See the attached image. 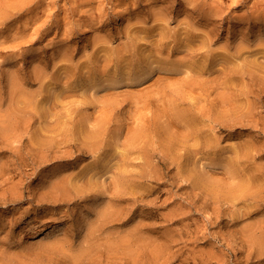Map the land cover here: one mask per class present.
Wrapping results in <instances>:
<instances>
[{
	"label": "rangeland",
	"instance_id": "obj_1",
	"mask_svg": "<svg viewBox=\"0 0 264 264\" xmlns=\"http://www.w3.org/2000/svg\"><path fill=\"white\" fill-rule=\"evenodd\" d=\"M252 1L240 0L232 4L231 0H27L24 4L33 3V9L28 6L26 10L27 6H23V13L20 6L24 4L17 0L0 1V9L5 7V12L15 8L6 9L7 3L13 6L17 2L16 7L19 8H15L18 13L15 10L9 14L4 12L8 15L6 17L2 16L4 13L0 14V126L12 133H5L10 136L8 139L14 140L9 142L21 148L15 147L14 151V146L4 141L2 132L5 129L1 127L3 143H7L2 145L5 156L1 155L0 159V181L4 178L9 180L1 181L0 189L5 185V188L8 187L4 188L5 192L11 190L9 186L18 185L19 176L23 177L21 180L25 178L24 186L23 181L18 185L24 188L23 191L21 186L22 192L16 188L23 193L22 196L25 195L22 197L17 192L20 200L17 197L13 200L14 192L11 195V191H0L3 193L0 194V264H264V241L261 243L264 240V53L263 57L260 52L254 54L261 49L255 44L261 41L263 45H260L264 47V18L252 22L248 12L253 7ZM217 2L224 6V18L222 20L220 15L215 20H222V23L206 27L198 13H194L195 7L208 10ZM151 7L160 9V12L156 15ZM188 10L193 14H188ZM153 13L156 17L163 15L160 17L162 22L165 15L170 17L164 23L169 24L172 32L163 25L170 34L168 36L164 31L165 39L168 36L170 40H165V44L161 40L159 44V52L163 56L151 46H159L157 39L164 37L160 25L156 28L154 24L152 26L151 20L155 23L158 18H152ZM246 14H249L248 17ZM137 15L141 19L148 17L144 19L147 23H144L149 29L153 27L150 32L145 24L139 26L137 23L142 31L146 29L147 38L137 25L133 27L129 23L138 22ZM239 15L245 19L241 20ZM177 18H180V24L187 22L211 31L213 41L200 51L198 42L202 38L192 46L187 44L189 24L180 25ZM141 19L139 22L142 23ZM95 21L99 23L93 25ZM126 27H132L131 33L128 30L130 34L133 29H136L134 32L140 30L138 37L143 35L147 40L143 37L137 39L146 42H135L133 36L136 38L137 35H129L131 39L125 34ZM154 28L160 29V37ZM177 32L182 35V40L185 39L184 43ZM197 33H202V30ZM94 35L96 41L93 40ZM104 35L109 36L106 38L108 45L117 44L122 49L124 44L131 46L132 54L128 51L131 57L127 52L128 59L125 60L130 62L129 66L127 62L125 67L122 62L119 65V59H114V66H110L112 73L106 70L109 68L106 67L109 53L103 57L105 49L101 50L99 46L104 45ZM174 35L179 37L176 42ZM94 42L96 49L91 46ZM240 42H246L247 48L251 45V50L242 46L246 51L242 52L244 56L239 55V59L234 54L238 55L236 47ZM99 47L102 52L97 49ZM190 47L194 48H191L193 52H190ZM117 48H112V51L115 53ZM197 48L198 52L195 51ZM60 49L64 55L67 53L70 56L60 55ZM136 51L141 54L142 61L147 60L148 65L149 59H153L150 65L155 73L151 70L148 78L128 83L126 77L121 79L120 76L124 70L137 67L130 66L142 63L137 61L139 56L135 55L139 54ZM201 51H208L209 57L198 54ZM72 52L73 55L70 54ZM117 52L121 54V50ZM54 54H57L56 57ZM116 54L115 57H118ZM159 56L171 63L168 67L170 63L163 62L167 68L171 66V71L165 69L166 66L164 71L161 67V71L156 68L160 72L153 69V62ZM178 56L190 65L185 63L184 66ZM62 57L67 58L63 59L67 60V63L63 62L65 65H72L67 67V74L62 73L66 69L60 70L65 66L61 63ZM235 58L242 63L247 62L242 64L243 67L255 68L253 72L252 67L246 68L250 69L251 76L243 77L244 80L240 79L241 76L234 78L231 69L238 66L233 63L239 62ZM172 62L176 63L178 70L173 68ZM147 63L141 66L145 67ZM73 64L77 66L76 71ZM139 66L137 69L141 68ZM200 67L204 69L202 74L199 73ZM42 69L55 79H60V70L67 80L65 77L55 80L50 76L47 78V75L44 83L46 74L42 75ZM69 69L73 71L68 74ZM54 72H59L57 77ZM39 74L42 80L37 76ZM115 77H119V81L125 80L126 84L104 87L107 79L114 80ZM69 80L70 83H66ZM63 82L69 86H64ZM19 91L23 95L17 94ZM25 96H31L32 100L28 99L31 105L26 99V103L22 100ZM17 98L28 106H22V101ZM15 99L21 106L16 104ZM176 106L183 108L185 114L187 111V115L180 117V109ZM191 122L196 124L193 125L196 129H200H194L196 134L193 136V132L190 135L193 130L189 126ZM201 122H204L203 126ZM94 141L97 144L91 150L95 151L89 152ZM75 145L86 151L77 149ZM86 145L91 146L86 148ZM250 147L251 151L257 149L250 151L254 158L244 156ZM237 157L246 161L244 169L239 167ZM126 158L129 163L135 162V167L134 164L129 166ZM125 159L129 167H123ZM40 164L43 165L40 167ZM260 167L262 170L254 173L262 175L263 184L257 181L260 186H254V193L233 202L234 195L231 193L241 183L250 180L253 173L250 169ZM126 169L131 171L130 177V171ZM17 170L27 176L19 175ZM76 174L86 179L92 177L93 180L88 179V182ZM65 178L74 179L75 184L70 181L67 182L69 185H62L61 181ZM56 181L66 186L64 192L58 187L60 192L65 194L67 186L69 190L74 185V189H78L77 185L84 196H81V191L77 194V191L71 190V194L66 191L68 199L65 196L67 200H64L61 197L64 194L50 186ZM52 192L55 196L61 195V199L56 198L58 202ZM49 193L53 194H50L51 199L42 198ZM39 197L46 202L39 203ZM47 199L51 201L48 203Z\"/></svg>",
	"mask_w": 264,
	"mask_h": 264
},
{
	"label": "bare ground",
	"instance_id": "obj_2",
	"mask_svg": "<svg viewBox=\"0 0 264 264\" xmlns=\"http://www.w3.org/2000/svg\"><path fill=\"white\" fill-rule=\"evenodd\" d=\"M0 1H1V0H0ZM22 1H24V2H22ZM26 1H27V0H26ZM26 1H25V0H21V2H22V3H21V2H19V1L17 0V2L20 3V4H24V3H26ZM41 1H42V0H41ZM41 1L39 0V2H41ZM231 1H232V4L240 2V0H231ZM254 1H255V0L252 1V2H253V4H252L253 7L251 6V7H252V8H250L251 10L248 11L249 14H251L250 16H252V17H250V18H251V20H252L253 23H255V20L258 21V19L260 20V19L264 18V0H256L255 2H254ZM17 2H16V4H17ZM37 2H38V0H37ZM252 2H250V3H252ZM16 4L13 3V6H12V4H8V3H7V4H5V6H6V9H7V7H9L8 10H9V9H13L14 7L17 8V9H19L18 6L16 7ZM27 4H28V5H27ZM27 4H24V5H22V6H20V5L18 4V5L20 6V8L23 9V10L21 9V10H22V13L24 12V9H25L24 7H26V6L28 7V6H30V8H31V5H32L33 3H31V5H30V3L27 2ZM35 4L37 5V3H35ZM191 4H193V3H191ZM8 5H10V6H12V7L10 8V6H8ZM150 5H151V4H150ZM23 6H24V7H23ZM32 6H33V5H32ZM151 6H152V5H151ZM27 7H26V10L29 9V7H28V8H27ZM149 7H150V6H149ZM3 8L5 9V7H3ZM3 8L1 7V9H0V14H1V15L5 12V10L3 11ZM15 8H14L12 11L9 10V12H5V13H6V14H9V13H11V12H14V10H15V12H16L17 9H15ZM37 8H38V6H37ZM151 8L153 9V11H154L155 14L158 13V11L160 12V9H155V7H154V8L151 7ZM151 8H149V9L152 10ZM156 8H157V7H156ZM197 8H199V7H198V6L195 7L194 13H195V14L198 13L197 15H198V17L201 19V21H204V23L202 22L204 26H206V27H210L211 25L214 26L215 24L222 23L221 21H222L223 18H224V17L222 16V13L224 12V11H223V10H224V6H222V3L217 2L215 5H211V6L209 7L208 10H207V9H200V8H199V10H197ZM31 9H33V8H31ZM8 10H7V11H8ZM26 10H25V11H26ZM146 10H147V9H146ZM150 10H149V12H151ZM125 11H127V10H125ZM153 11H152V12H153ZM156 11H157V12H156ZM192 11H193V10H192ZM122 12L125 13L124 11H122ZM149 12H148V13H149ZM188 12H189V10H188ZM5 13H4V15H2L3 17H4V16H5V17L8 16V15H5ZM16 13H18V12H16ZM19 13L22 14L21 12H19ZM154 13H153V14H154ZM190 13L193 14V12H189L188 14H190ZM153 14H152V18H153V16H154L155 18H157V17H158V18L155 19V20H156L155 23H153L154 20H153V21L151 20V22H152V26H153V24H154L155 26H153V27L156 28L158 25H160V27L163 28V29H161V33H162L161 35L164 36V37L161 36L162 38H160V40H159V38H158L157 40H158L159 43H158V42H156V43H158V45L161 44L162 42H163V44H165V43H164L165 40H166V41H169V40H170V37H168V36H170V34H169V31L167 32L166 30H164V29H165L164 27H167V29L170 30V31L172 32V29H171V28L169 29V26H168L169 24L167 25V23H164V21H166L167 15L164 16V17H165V20L163 19L164 17L162 18V19H163V22H162V20L160 21V17H162L163 15H161V16L159 15V16L156 17L157 14H156V15H155V14L153 15ZM161 14H162V11H161ZM249 14H248V15H249ZM140 15L143 16V14H140ZM144 15H145V14H144ZM146 15H147V14H146ZM146 15H145V16H146ZM186 15H187V14H186ZM220 15L222 16V20H221V21H216V20H215L216 16L218 17V16H220ZM246 15H247V14H246ZM248 15H247V17H248ZM2 16H1V17H2ZM91 16H92V15H91ZM147 16H148V15H147ZM178 16H179V15H178ZM187 16H188V15H187ZM221 16H220V17H221ZM134 17H135V16H134ZM137 17H138V15L136 16V18H137ZM148 17H150V16H148ZM148 17H145V18H148ZM238 17H242L241 20H242L243 18L245 19V17H244L243 15H242V16L239 15ZM93 18H94V16H92L91 19L93 20ZM136 18H135V19H136ZM145 18H144V19H145ZM150 18H151V17H150ZM150 18H149V19H150ZM168 18H170V17H168ZM168 18H167V19H168ZM187 18H188V17H187ZM89 19H90V18H89ZM91 19H90V21H91V23H92V20H91ZM130 19H131V18H130ZM138 19L140 20V19H141V16H139V18H137L136 20H138ZM144 19H141V21L143 20L142 23L139 22V20H138V22L132 20V21H134V22H131V21H130L129 23H130V24L132 23V26H133V27H134L135 25H137V23L139 24V26H141V24H145V23H147V22H146L147 20L145 21ZM178 19H180V18H177V20H178ZM213 19H214V20H213ZM239 19H240V18H239ZM239 19H238V20H239ZM253 19H254V21H253ZM95 20H96V19H95ZM168 20H169V19H168ZM241 20H239V21H241ZM262 20H264V19H262ZM99 21H100V20H99ZM99 21H97V22H96V21L93 22V25H94V23H96V24L99 23ZM144 21H145V23H144ZM178 21H179V24H180V20H178ZM151 22H150V23H151ZM156 22H157V24H156ZM167 22H169V21H167ZM170 22H171V21H170ZM181 22H182V20H181ZM260 22H261V21H260ZM129 23H128V24H129ZM158 23H160V24H158ZM182 23H183V24H180V25H185L187 22H182ZM184 23H185V24H184ZM243 23H244V22H243ZM164 24H165V26L163 27ZM188 24H189L190 29H188L189 27L187 28V29H188L187 32L189 33V34H188V39H186L187 44H190V45L192 46V44H194L195 42H198V39H199V38H202V41L198 42V43H200V44H198L200 48H199V50H198V48H197V49L195 50L196 52L200 51L201 48H202V49H203V48H206V47L208 46V44L211 43V42L213 41V40H212L213 38H212V36H211V33H212L211 31H207L206 29H200V28H198L197 26L190 25L191 23H188ZM188 24H186V25L188 26ZM93 25H92V26H93ZM156 25H157V26H156ZM258 25H259V24H258ZM262 25H263V24H262ZM128 26H130V25H128ZM142 26H143V25H142ZM146 26H147V27H146ZM192 26H194V27H192ZM136 27L139 28L138 25H137ZM144 27H146V29H149V28H148V27H149L148 24H147V25L145 24ZM153 27H152V28H153ZM259 27H260V26H259ZM261 27H262V26H261ZM263 27H264V26H263ZM263 27H262V28H263ZM93 28H94V27H93ZM129 28L131 29L132 27H129ZM141 28H142V27H141ZM150 28H151V27H150ZM152 28L149 29L148 31L151 32ZM155 28H154V29H155ZM191 28H192V29H191ZM126 29H127V31H126L127 33L125 32V34L128 35V36H129V35H130V36H131V35L133 36V33H134V35H135V34L137 35V34H139L138 32L141 30V29L139 28L140 30H139L138 32H134V31H136V29H133V30H134L133 33L130 34L132 30L130 31V29H128V27H126ZM142 29H143V28H142ZM146 29H143L144 31L141 30L142 32H144L143 35L145 34V37H146V33H145V32H147ZM154 29H153V31H154ZM95 30H97V29H95ZM128 30H129L130 33L128 32ZM155 30H156V29H155ZM159 30H160V29H159ZM159 30H156V31L159 32V33H157L158 37H160V35H159V34H160V31H159ZM200 30H202V33H197V32H199ZM156 31H155V32H156ZM164 31L166 32V35H168V36H167V39H169V40L165 39V36H166V35H165V32H164ZM261 31H262V30H261ZM142 32H141V35H142ZM150 32H149V33H150ZM155 32H152V33H155ZM178 32H179V31H178ZM178 32H177V33H178ZM101 33H102V31H101ZM103 33H104V32H103ZM128 33H129V34H128ZM147 34H148V33H147ZM150 34H151V33H150ZM155 34H156V33H155ZM155 34H154L153 36H155ZM171 34H174V33H171ZM97 35H98V34H97ZM143 35H142L140 38L138 37V36H140V35H137L136 38H135V36H133L134 39H136L135 42H136L137 40H138L137 43L142 42V41H144V40H147V39H145V37H144ZM157 35H156V36H157ZM175 35H176V32H175ZM175 35H174V36H175ZM179 35H180V39H181L180 41H182V42L184 41V42H185V39L182 40V39H183V38H182V35L178 33V36H179ZM99 36L102 38V34H100ZM104 36H105V35H104ZM130 36H129V37H130ZM132 36H131V37H132ZM147 36H148V35H147ZM149 36H152V35H149ZM153 36H152V37H153ZM107 37L109 38L108 35H107ZM107 37H106V36L104 37L105 41H103V44H104V45L101 44L102 46L99 45V43H98V41H97V44H98L100 47H102L101 50H103V47H104V49H105V51H103V53H104V54L106 53V55H104V54L101 53L102 56H103V57H106V56H108L107 54L109 53V56L106 57V58H107L106 61L109 62V63L107 62L108 64H107L106 67L109 66V68H107L106 70L109 69V72H111V70H110V66H111V65L114 66V65H113V63H114V59H119V60H117V61H118L117 63H118L119 65H121V62H122V64L124 65V67H125V65H127V64H128V66H129V63H130V62L128 63V62L126 61L127 64H125V63H126L125 60H126V58L128 59V54H129V53L131 52V50H132V49H131V46H130L129 44H124V45H123V46H124V47H123L124 49H122V48H120L117 44H115L116 47L113 46L114 44H113V45H111V44L108 45L107 43H109V42H106V40L108 39ZM131 37H130V38H131ZM137 37H138L139 39H141V38L143 37L144 40L140 41L139 39H137ZM152 37H151V38H152ZM175 37H176V36H175ZM95 38H96V36L94 35L93 40H95ZM106 38H107V39H106ZM110 38H111V37H110ZM146 38H147V37H146ZM177 38H179V37H176V38H174L173 40H175V42H176V39H177ZM111 39H112V38H111ZM111 39H109V40L111 41ZM131 39H132V38H131ZM131 39H128V40H131ZM171 39H172V35H171ZM248 39H250V38H248ZM263 39H264V38H263ZM263 39H262V41H263ZM98 40L101 41V39H98ZM113 40H114V39H113ZM115 40H116V39H115ZM152 40L154 41L153 38H152ZM161 40H162V42H160ZM211 40H212V41H211ZM259 40H260V39H259ZM95 41H96V40H95ZM107 41H108V40H107ZM153 41H152V42H153ZM249 41H250V40H249ZM104 42H106V43H104ZM144 42H146V41H144ZM173 42H174V41H173ZM184 42H183V43H184ZM258 42H259V41H257V43H258ZM263 42H264V41H263ZM95 43H96V42L92 43L93 45H91V46H93V48L96 49L97 44L95 45ZM100 43H102V42H100ZM110 43H112V42H110ZM113 43H114V42H113ZM153 43H154V42H153ZM241 43H242V42H240V44L235 43V46H236V44H237L239 47H238V48L236 47V50H238V51H236V52L238 53V55H235V54H234V57H237V56H238V58H239V55L244 56V54H243L242 52H243L244 50L246 51V49L249 50L250 47H251V45H250V47L247 48V47L245 46V43H246V42L242 43L243 45H241ZM261 43H262V42L260 41V44H261ZM105 44L108 45V46H106L107 48H105ZM166 44H167V42H166ZM170 44H171V43H168V45H170ZM260 44H259V43H258V44H255V46L258 45L257 47H258V48H261V49L258 50V51H256L254 54L256 55L257 52H260V55H262V57H263V53H264V49H263V48H264V47H261V45H263V43H262L261 45H260ZM94 45H95V47H94ZM125 45H127V47L130 46V47H129L130 49H129V48L126 49V52L124 51V50H125V47H126ZM190 45H189V46H190ZM111 46H113L112 48H117V46H118L119 50H118V48L115 49L116 52L114 53V52L112 51V48H109V47H111ZM120 46H121V44H120ZM151 46H153L154 48H156L157 53H159L158 55H160V54L162 55V53L159 52V51H161V50H159V49H160V45H159V46H157V45L154 46V45L151 44ZM161 46H162V45H161ZM179 46H180V45H179ZM242 46H243V47L245 46L246 49L244 48V50H243ZM259 46H260V47H259ZM100 47L97 48V49L100 50ZM121 47H122V46H121ZM127 47H126V48H127ZM135 47H137V46H135ZM240 47H241L242 49H240ZM61 48L64 49L63 47H61ZM108 48L111 49V50H109ZM157 48H158V49H157ZM191 48H192L193 50H194V48H193V47H190V48H189V49H190V52H193V50H192ZM65 49H66V48H65ZM65 49H64V50H65ZM106 49H107V50H106ZM135 49H136V48H134V50H135ZM179 49H181V47H180ZM101 50H100V52H102ZM108 50H109V51H108ZM113 50H114V49H113ZM120 50H121V52H120ZM129 50H130V52H128ZM154 50H155V49H154ZM197 50H198V51H197ZM250 50H251V49H250ZM58 51L60 52V51H62V50L60 49V50H58ZM58 51H57V52H58ZM106 51H107V52H106ZM117 51H119L122 55L119 54ZM59 52H58V53H59ZM65 52H67V50H65ZM100 52H99V53H100ZM111 52H112V53H111ZM123 52H125L126 54H127V52H128L127 56H126V54L123 53ZM136 52H137V51H136ZM201 52H202V51H201ZM201 52L198 53V54H201V55H202L203 57H205V58H208V57H209V55H208L209 53H207L208 51H206V53H203V52L201 53ZM251 52H252V51H251ZM58 53H57V54H58ZM60 53H61V54H60ZM60 53H59L60 55H62V56L64 55V52H63V51L60 52ZM68 53H69V52H68ZM116 53L118 54V57H117V56L115 57V54H116ZM237 53H236V54H237ZM241 53H242L243 55H242ZM249 53H250V51H249ZM249 53H248V54H249ZM57 54H54V56L57 55ZM65 54L68 55L67 53H65ZM70 54L73 55V52L70 53ZM117 54H116V55H117ZM131 54H132V52H131ZM137 54H139V53L137 52ZM192 54H193V56H194V55H196L197 53H192ZM192 54H190V58H191V55H192ZM258 54H259V53H258ZM258 54H257V55H258ZM60 55H59V57H61ZM66 55H64V56H66ZM72 55H71V56H72ZM134 55H135V53H134ZM140 55H141V54H139V55H135V57L139 56V57H137V61L140 60L142 63H136V64H140V66H141V64H143V63L146 64V63H147V60L144 59V60L142 61V60L140 59V58H142V57H140ZM230 55H232V54H230ZM69 56H70V55H68V57H69ZM129 56H130V54H129ZM162 56H163V55H162ZM182 56H183V55H182ZM182 56H181V57L178 56V57L181 59V60L179 59V61H180L181 63H184V66H185V63H187V62H184V61L182 62L183 58H185V55L183 56V58H182ZM187 56H188V54H187ZM187 56H186V58H187ZM196 56H198V55H196ZM241 56H240V58H241ZM258 56H259V55H258ZM55 57H56V56H55ZM66 57H67V56H66ZM66 57H62V59L59 58V60L61 59L62 62H61V61H60V62H61L62 64H64V63L67 61V60H65V61L63 60L64 58L67 59ZM72 57H73V56H72ZM109 57L111 58V60H110ZM114 57H115V58H114ZM130 57H131V56H130ZM130 57H129V58H130ZM188 57H189V56H188ZM228 57H229V54H228ZM52 58H53V57H52ZM52 58H51V60H52ZM150 58H151V57H150ZM156 58H157V57H156ZM160 58H161V57L159 56V59H155V60H154V62H153L154 68H153V69L155 70L156 68L159 69V68L161 67L160 69H162V70L164 71L163 68L166 66V64H164L163 62H165V61L168 62V61L166 60V58H164L165 61H163V60L160 59ZM238 58H235V59H237V60L239 61L240 58H239V59H238ZM56 59H58V56H57ZM108 59H109V60H108ZM112 59H113V60H112ZM142 59H143V58H142ZM148 59H149V58H148ZM177 59H178V58H177ZM243 59L245 60V58H243ZM262 59H264V58H262ZM104 60H105V58H104ZM149 60H150V63H152L153 59H149ZM137 61H136V62H137ZM179 61H177L176 63L179 64ZM225 61H226V60H225ZM241 61H242V60H241ZM241 61H239L240 64H241L240 66H239V62H235V63H233V64H235L236 66H237V65H238V66H237L236 68H234L235 66H234V67L232 66L231 71H232V70L234 71V72H232V73H233V76L235 75L234 78H237V79H238V77L241 76L240 79H243V80H244L245 76H249V75H250V74H249V70L252 69L251 71L253 72V70H254L255 68L252 67V66H250V67H252V68H250L248 65H245V67H243V65H244V64H247V62H246V60H245L246 63H244V62L242 63ZM257 61H258V60H257ZM58 62H59V61H58ZM60 62H59V63H60ZM63 62H64V63H63ZM115 62H116V60H115ZM138 62H139V61H138ZM145 62H146V63H145ZM148 62H149V61H148ZM227 62H228V61H227ZM250 62H251V61L248 62L249 65H252V62H251V64H250ZM59 63H57V64H59ZM66 63H67V62H66ZM150 63H149V65H148V63H147V65H146L145 67H144V66H141V68L143 67V69H141V68H138V69H137V67H138L139 65H136V64H135V65H133V66H130V68H131V67L134 68V66H135V67L137 66V67L134 68V69H131V70L129 69L130 71H129V70H124V69H123L124 67L122 68V66H123V65H122L121 68L124 70V72H123V73L121 74V76H120L121 79H123V77H126L125 79H126V82H128V83H129V82H130V83H133V82H134V79H135L136 82H140L141 79L143 80V79L146 78L149 74H151V72L153 71L152 68H151ZM168 63H170V62H168ZM172 63H173V62H172ZM176 63H175V64L173 63V64H174V65H172L173 68L176 66ZM181 63H180V65H181ZM236 63H238V64H236ZM62 64H61V65H62ZM114 64H115V63H114ZM163 64H164V65H163ZM242 64H243V65H242ZM55 65H56V64H55ZM59 65H60V64H59ZM64 65H65V64H64ZM70 65H71V64H70ZM153 65H152V66H153ZM169 65H171V63L168 64V67H169ZM189 65H190V64L187 63L186 66H189ZM263 65H264V64H263ZM263 65H261V66H263ZM56 66L58 67V65H56ZM68 66H69V65L67 64V65L61 67L62 69H60V70L66 69V71H65V70H64V72L62 71L63 74H64L65 72H66V74H67V70H68L67 67H68ZM71 66H72V65H71ZM71 66H69V67H71ZM73 66H75V65L73 64ZM140 66H139V67H140ZM177 66H179V65H177ZM241 66H242V67H241ZM246 66H248V67H246ZM59 67H60V66H59ZM76 67H77V66L74 67L75 70H74L73 67H72V69H73L74 71H76ZM115 67H116V66H115ZM118 67H119V66H118ZM179 67H181V66H179ZM259 67H260V66H259ZM55 68H56V67H55ZM111 68H112V67H111ZM175 68H176V70H178L177 67H175ZM175 68H174V69H175ZM246 68H250V69L248 70V69H246ZM253 68H254V69H253ZM261 68H262V67H261ZM58 69H59V68H58ZM58 69H57V71H58ZM72 69H71V70L69 69L68 74H69L70 71H71V72L73 71ZM77 69H78V68H77ZM118 69H120V68H118ZM122 69H120V71H121ZM139 69H141V70L139 71ZM160 69H159V70H160ZM165 69L170 70V69H171V66H170V68H167V66H166ZM245 69H246V70H245ZM42 70H43V69H42ZM60 70H59V72H60V74H59V75H60V79L65 77L66 80H67V76H64V77H63V76L61 75V71H60ZM123 70H122V71H123ZM151 70H152V71H151ZM156 70H157V69H156ZM159 70H157V71H159ZM172 70H173V69H172ZM201 70L203 71L204 69L200 67V69H199V73H200V74H202V71H201ZM45 71H46V70H45ZM160 71H161V70H160ZM160 71H159V72H160ZM170 71H171V70H170ZM231 71H230V74H231ZM251 71H250V73H251ZM262 71L264 72L263 69H262ZM46 72H47V71H46ZM59 72H58V73H59ZM71 72H70V73H71ZM106 72H108V71H106ZM109 72H108L107 74H110ZM255 72L257 73V71H254V73H255ZM39 73H40V71H39ZM54 73H55L54 76L57 77V74H58V73H57V74H56V72H54ZM75 73H76V72H75ZM111 73H112V72H111ZM153 73H155V72L153 71ZM44 74H46V73H45L44 70H43L42 75H44ZM52 74H53V73H52ZM73 74H74V72H73ZM100 74H101V73H100ZM105 74H106V73H105ZM138 74H139V75H138ZM156 74H157V72H156ZM158 74H159V73H158ZM42 75L39 74V75H37V76H40V77H41V80H42ZM47 75H48L47 78L52 77V79H55V78L53 77V75L50 76L51 74H46V75H44L45 77L43 76V77H44V78H43L44 83H45V80L47 79V78H46ZM101 75H104V74H101ZM152 75H153V74H152ZM242 75H243V76H242ZM251 75H252V74H251ZM251 75H250V76H251ZM49 76H50V77H49ZM61 76H62V77H61ZM85 76H86V78H87V75H85ZM162 76H163V75H162ZM40 77H39V80H40ZM149 77H150V76H149ZM156 77H157V75H156ZM158 77H161V75L158 76ZM243 77H244V78H243ZM45 78H46V79H45ZM96 78H97V77H96ZM118 78H119V77H115L114 80H113V79H112V80L107 79V80H108L107 82L102 80L103 82H106V83H104V87H105V86H106V87H109V86L116 87V86H118V85L121 84V83H123V84L125 83V80H124V81H123V80L119 81ZM147 78H148V77H147ZM246 78H247V77H246ZM246 78H245V79H246ZM252 78H253V77H252ZM52 79H51V80H52ZM56 79H57V80H60L59 77H57ZM56 79H55V80H56ZM237 79H236V80H237ZM240 79H239V80H240ZM250 79H251V78H250ZM253 79H254V78H253ZM105 80H106V79H105ZM31 81H33V80H31ZM43 81H41L40 83H42ZM53 81H54V80H53ZM61 81H64V80L62 79ZM54 82H55V81H54ZM59 82H60V81H59ZM103 82H102V83H103ZM60 83H61V82H60ZM66 83H70V80H69L68 82L66 81ZM134 83H135V82H134ZM125 84H126V83H125ZM63 85H64V86H65V85H68V86H69V84H65L64 82H63ZM95 86L97 87L96 84H95ZM95 86H94V87H95ZM18 93H21V95H23V93H22L21 91L17 92V94H18ZM60 93H62V92H60ZM60 93H59V95H58V93H57L58 97H60ZM17 96H20V95H17ZM25 97H26V96H25ZM30 97H31V96H29V98H28V97H26V98L22 97V100H23V101H24L25 99H26V101L32 100ZM48 98H49V97H48ZM17 99H18L19 101H22V100H20L19 98H17ZM28 99H29V100H28ZM15 100H16V99H15ZM48 100H49V99H48ZM48 100H47V101H48ZM19 101H18V102H19ZM23 101H22V103H21L22 106H24V105H25V106H28L29 103H30V105H31V101L27 102L28 104H25L26 101H24L25 103H23ZM84 103H85V102H84ZM16 104H17V100H16ZM18 104L20 105V103H18ZM18 104H17V105H18ZM21 105H20V106H21ZM30 105H29V106H30ZM85 105H86V103H85ZM176 107H177V106H176ZM177 108L180 109L179 107H177ZM177 108H176V110H177ZM182 109H183V108H182ZM182 109L178 110V111H180L179 114H178V112H177V114H178L180 117H183L184 115H187V111H186L187 109L184 108L185 111H186V114L184 113V111H182ZM188 112L191 113V111H189V110H188ZM189 113H188V114H189ZM192 116H193V115H192ZM191 118L193 119L194 116L191 117ZM200 119H201V118H200ZM200 119H199V120H200ZM197 121H198V120H197ZM197 121H196V122H197ZM201 121H203V120H201ZM199 122H200V121H199ZM191 123H192V122H191ZM203 123H204V122H203ZM203 123L201 122V124H202L201 126H203ZM206 123H207V122H206ZM209 124H210V123H209ZM193 125H196V124H194V123H192L191 125L189 124V126H192L191 128H193V130L190 131V135H191V132H193V133H192V136H193V134L195 135V134H196V130L199 129V128L196 129L197 127H196V126H193ZM197 125H198V123H197ZM199 125H200V123H199ZM205 125H206V128H208V127H207L208 125H207V124H205ZM1 127L3 128L4 126H0V129H1ZM198 127H199V126H198ZM8 128H9V127H8ZM191 128H190V129H191ZM4 129H5V127H4L2 130H4ZM194 129H196L195 132H194ZM10 130H11V129H10ZM199 130H200V129H199ZM6 131L8 132V129H7V128L4 130V132L0 131V133H1V132L4 133V134H2V136H4V141H8V142H9L10 140L12 141L13 138H12V139H11V138L8 139V136H9V135H6V134H5ZM13 131H15V129H14ZM210 131H211V130H210ZM210 131H208V132L210 133ZM15 132H16V131H15ZM9 133L12 134L11 132H8V134H9ZM206 133H207V132H206ZM13 134H14V133H13ZM204 134H205V133H204ZM5 135H6V136H5ZM14 135H15V134H14ZM140 135H141V134H140ZM209 135H212V133H210ZM209 135L206 134V136H209ZM2 136H1V134H0V159H1V155H3L2 151H4L5 143H7V142L3 143V137H2ZM11 136H12V135H11ZM198 136H199V135H198ZM9 137H10V136H9ZM93 137L98 138L99 135H96V136L93 135ZM93 137H92V138H93ZM189 137H190V136H189ZM95 138H94V139H95ZM198 138H199V137H197V139H196L197 141H198ZM206 138H209V137H206ZM210 138H212V136H211ZM5 139H6V140H5ZM194 139H195V136H194ZM13 141H14V140H13ZM13 141H12V142H13ZM15 141H16V140H15ZM208 141L210 142L211 140L208 139ZM12 142H9V143H8L9 146H10V145H11V146H12V145H13V146L15 145V143L13 144ZM2 143H3V144H2ZM10 143H12V144H10ZM93 143H94V144H93ZM93 143H92L93 146L88 145L89 147H90V146H91V147H90L89 150H88V149H87V150H88L89 152H93V153H94L95 150H94V151H92V150L95 149V145L97 144V141H96V143H95V141H94ZM8 144H7V145H8ZM16 144H17V143H16ZM2 145H4V146H2ZM17 145H18V144H17ZM194 145H195V144H194ZM86 146H87V145H86ZM88 146H87L86 148H89ZM7 147H8V146H7ZM15 147H17V146H14L13 149H14ZM73 147H74V146H73ZM75 147H77V149H82V151H86V149L83 150L84 148H82V147L79 148L80 145H79V146H76V145H75ZM84 147H85V146H84ZM93 147H94V148H93ZM17 148L19 149L20 147H17ZM253 148H254V147H253ZM253 148H252V149H253ZM6 149H7V148H6ZM9 149H10V148H9ZM15 149H16V148H15ZM15 149H14V151H15ZM91 149H92V150H91ZM97 149H98V148L96 147V150H97ZM255 149H256V148H254L253 151H257V149H256V150H255ZM10 150L12 151V148H11ZM20 150H21V148H20ZM88 151H87V152H88ZM250 151H251V147L247 150L246 155H244V156L247 157V158H248V157L250 158V156H251L252 158H254V156H252V154L250 153ZM253 151H251V152H253ZM80 152H81V150H80ZM96 152H97V151H96ZM100 152H101V149H100ZM100 152H98V153L100 154ZM4 153H6V151H5ZM19 153H20V152H19ZM82 153H83V152H82ZM84 153H85V152H84ZM8 154H10V153H7V155H8ZM16 154H17V152H16ZM102 154L104 155V152H103ZM250 154H251V155H250ZM253 154H254V153H253ZM13 155H14V154H13ZM13 155H11V156H13ZM96 155H97V154H96ZM254 155H255V154H254ZM3 156H5V154H4ZM3 156H2V157H3ZM98 156H99V155H98ZM100 156H101V155H100ZM3 158H4V157H3ZM5 159H6V157H5ZM5 159H4V160H5ZM11 159H12V157H11ZM126 159H127V158H126ZM126 159H125V161L123 160V167H124V165H125V166L127 165ZM2 160H3V159H2ZM4 160H3V161H4ZM33 160H34V159H33ZM127 160H128V159H127ZM237 160H238V163H239V167H242V168L244 169V168H245V164H244V162H246V161H243V160L240 159L239 157H237ZM8 161H9V160H8ZM13 161H14V160H13ZM28 161H29V160H28ZM97 161H98V160H97ZM242 161H243V163H242ZM95 162H96V161H95ZM125 162H126V164H124ZM29 163H30V162H29ZM142 163H143V162H142ZM142 163H139V164L141 165ZM27 164H28V163H27ZM27 164H26V165H27ZM94 164H95V163H94ZM94 164H93V165H94ZM97 164H98V163L96 162V165H97ZM128 164H129V166H131V164H134V167H135V165H136L135 162H133V163L130 162V163H129V160H128ZM137 164H138V163H137ZM139 164H138V165H139ZM143 164H145V163H143ZM30 165H31V163H30ZM32 165H34V164L32 163ZM41 165H43V164H40V167H41ZM93 165H92V167H94ZM96 165H95V166H96ZM0 166H1V165H0ZM8 166H9V164H8ZM127 166H128V165H127ZM129 166H128V167H129ZM6 167H7V166H6ZM28 167H32V166H29V165H28ZM0 169H2V168H0ZM31 169H34V167L31 168ZM112 169H113V167H112ZM260 169L262 170L261 167H260L259 169L252 168V169H250L249 171H251V172L254 173V172H257V170H258V172H259ZM3 170H4V169H3ZM9 170H10V169H9ZM35 170H36V169H35ZM127 170H128V169H126V171H127ZM14 171H15V170H14ZM17 171H18V170H17ZM22 171H25V170H22ZM84 171H85V170H84ZM126 171H125V172H126ZM128 171H130V170H128ZM247 171H248V170H247ZM9 172H10V171H9ZM15 172H16V171H15ZM35 172H36V171H35ZM82 172H83V171H82ZM86 172H87V170L85 171V173H86ZM132 172H133V171H132ZM2 173H3V171H2ZM10 173H11V172H10ZM18 173H19V175H20L22 172H19V171H18ZM80 173H81V172H80ZM126 173L128 174V172H126ZM129 173H130V174H129L128 176L130 177V176L132 175V173H131V171H130ZM248 173H249V172H248ZM253 173L250 174V180H249V181H244L243 183H241V184L239 185V187H236V188H238V189L235 190V192H234V191H233L232 193L230 192L232 195H234V196H232V195L230 194V197L232 196V198L234 199V200L232 199L233 202L241 201L243 198H245V197H247V196H250L252 193H254V186H255V185L260 186V182L263 184V177H262V175H259V174L257 175L256 173H254V176H253ZM27 174H28V173H27ZM82 174H83V173H82ZM87 174H88V173H87ZM87 174H86V176H87ZM12 175H13V174H12ZM12 175H10V177H11ZM16 175H17V174H16ZM16 175H15V176H16ZM21 175H22V174H21ZM23 175H24V174H23ZM23 175H22V176H23ZM25 175H26V173H25ZM25 175H24V176H25ZM76 175H79V174H76ZM84 175H85V174H84ZM88 175H89V174H88ZM8 176H9V175H8ZM26 176H27V175H26ZM80 176H82L83 179L85 178V176H83V175H79V177H80ZM89 176H90V175H89ZM89 176H88V177H89ZM252 176H253V177H252ZM72 177H73V176H72ZM95 177H96V176H95ZM8 178H9V177H8ZM12 178H14V175L12 176ZM22 178H23V177H20V176H19V180H18L17 182L20 183L21 181H23V182H22V185L24 186V183H25L24 180H25V178H24L23 180H21ZM73 178H74V177H73ZM90 178L92 179V177H90ZM93 178H94V177H93ZM1 179H2V177H1ZM10 179H11V178H10ZM15 179H16V178H15ZM67 179H68V178H67ZM67 179H66V178L63 179L66 183L61 179V180H62V181H61L62 185H63V184L66 185V184H68L67 182L70 183V181H71V184H72V185L75 184V182L73 181L75 178H74L73 180L70 179V178H69L68 180H67ZM83 179H82V180H83ZM85 179H86V178H85ZM88 179H89V178H88ZM88 179H86V180L89 182V180H91V179H89V180H88ZM3 180H5V181L7 182V180H9V179L6 180V179L4 178ZM3 180H1V181H3ZM92 180H93V179H92ZM92 180H91V181H92ZM1 181H0V182H1ZM5 181H4V182H5ZM12 181H14V179H13ZM59 181H60V180H58V182H59ZM91 181H90V182H91ZM257 181H260V182H259L258 184H256ZM17 182H11V183L13 184V183H17ZM58 182H57V181H56L55 183L51 182V183H50V186H51V187H54V188L56 187V188H57V189L55 188L56 190H58V187H59V190L62 189L61 191L64 192L63 189H66V186H65V185H64L65 187H64V186H61V183L59 184ZM8 183L10 184V182H8ZM19 183H18V185H19ZM52 183H53V184L58 183L60 186H59L58 184L53 186ZM20 184H21V183H20ZM71 184H70V185H71ZM18 185H17V184H15V185L13 184L12 186L10 185L9 188H10V187L13 188L14 186H18ZM68 185H69V184H68ZM72 185H71V186H72ZM1 186H2V185H1ZM20 186H21V185H20ZM20 186L15 187V188H14L15 190H13L12 188H10L11 190H8V191H11V193L9 192L11 195H13V192H14V195H13V196H15V198L12 196V197L14 198V199H13L14 201H15V199H16L17 196H19V195L22 196V194H23V193L21 194V192L23 191L24 188L22 189V186H21V187H20ZM48 186H49V184H48ZM19 187L22 189V191L20 190ZM61 187H62V188H61ZM74 187H75V185L73 186V189H70V190H69L70 187L67 186L68 190H65V194H64L63 192H60V191L58 190L61 194H64L63 196H61V195L55 196L56 194H54V193L56 192V190L53 188L54 191H55L54 193L52 192V193L54 194V196H53L54 199H56L57 197H58V199H61V197H62V198H65V196H66V191H69V193H70L71 190L77 191V194H79L78 192L81 191V193H80L81 196H84V195H82V189L79 188L80 186L77 187V185H76V188H78L79 190H78V189H74ZM4 188H5V185L3 186V188L1 187L2 190H4ZM16 188H19V190H20L21 192H19L18 190H16ZM71 188H72V187H71ZM1 189H0V191H1ZM5 189H8V187L5 188ZM80 189H81V190H80ZM12 190H13V191H12ZM8 191L5 192V190H4L3 192L7 193ZM15 191H16V193H15ZM28 191H29V189H28ZM52 191H53V190H52ZM58 191L56 192L57 194L59 193ZM236 191H238L239 194H238V192H236ZM17 192H19L20 194L17 195ZM72 192H73V191H72ZM24 193H25V192H24ZM52 193H49V194H48L49 196H45V194H43V196H45V197H42V198H46V197H49V198H50V197H51L50 194H52ZM74 193H75V192H74ZM234 193H235V194H234ZM0 194H3V193L0 192ZM10 194H9V195H10ZM46 194H47V193H46ZM53 194H52V195H53ZM70 194H71V193H70ZM70 194H69L68 197H70ZM11 195H10V197H11ZM16 195H17V196H16ZM24 196H25V195H24ZM24 196H22V197H24ZM59 196H61V197L59 198ZM7 198H8V194H7L6 199H7ZM19 198H20V197H17V199H19ZM42 198L39 197V198H38V202H39V201H42V200H41ZM66 198H67V196H66ZM66 198H65L64 200H67V199H68V198H67V199H66ZM82 198H84V197H82ZM0 199H1V198H0ZM2 199H3V198H2ZM4 199H5V197H4ZM11 199H12V198H11ZM17 199H16V200H17ZM22 199H24V198H21V200H22ZM50 199H51V198H50ZM54 199H53L52 202H54ZM9 200H10V198H9ZM19 200H20V199H19ZM19 200H18V202H19ZM48 200H49V199H47V202L49 203L51 200H50V201H48ZM1 201H2V200H1ZM3 201H4V200H3ZM5 201L8 202L7 200H5ZM11 201H12V200H11ZM11 201H9V202H11ZM43 201L46 202L44 199H43ZM43 201H42V203H43ZM55 201L58 202L59 200L56 199ZM60 201H61V200H60ZM6 202H5V203H6ZM12 202H13V201H12ZM18 202H17V203H18ZM31 202H32V201H31ZM57 202H56V203H57ZM62 202H63V201H62ZM39 203H40V202H39ZM54 203H55V202H54ZM6 204H7V203H6ZM13 204H14V202H13ZM262 229H263V228H262ZM263 230H264V229H263ZM262 237H263V236H262ZM262 241H264V240H261V243H262ZM263 247H264V246H263ZM260 250H261V249H260ZM263 250H264V249H263ZM261 254H262V253H261ZM259 255H260V254H259Z\"/></svg>",
	"mask_w": 264,
	"mask_h": 264
}]
</instances>
